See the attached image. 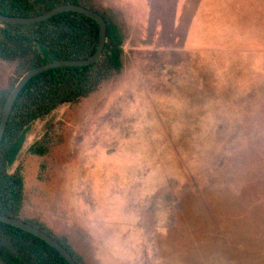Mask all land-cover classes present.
Returning <instances> with one entry per match:
<instances>
[{"label": "rangeland", "instance_id": "rangeland-1", "mask_svg": "<svg viewBox=\"0 0 264 264\" xmlns=\"http://www.w3.org/2000/svg\"><path fill=\"white\" fill-rule=\"evenodd\" d=\"M98 3L122 71L32 124L22 219L82 264H264V0Z\"/></svg>", "mask_w": 264, "mask_h": 264}, {"label": "trees", "instance_id": "trees-1", "mask_svg": "<svg viewBox=\"0 0 264 264\" xmlns=\"http://www.w3.org/2000/svg\"><path fill=\"white\" fill-rule=\"evenodd\" d=\"M62 5H77L97 12L107 26L100 59L85 67H61L33 77L15 101L0 144V215L21 220L44 232V228L22 219L24 178L20 168L9 172L20 144L32 124L57 109L75 105L96 93L122 71L124 37L112 12L98 0H0V15L29 18ZM99 40L96 21L74 12H64L31 25L0 23V62L14 66L9 88L0 93V118L17 81L28 71L50 62L83 60L92 56ZM49 149L47 137L32 144L28 153L43 157ZM46 231V230H45ZM58 242L82 264L68 246ZM0 264H67L61 255L37 237L0 223Z\"/></svg>", "mask_w": 264, "mask_h": 264}, {"label": "water", "instance_id": "water-1", "mask_svg": "<svg viewBox=\"0 0 264 264\" xmlns=\"http://www.w3.org/2000/svg\"><path fill=\"white\" fill-rule=\"evenodd\" d=\"M64 12H74L86 17H89L97 22L99 26V40L97 48L92 56L87 59L83 60H62V61H55L50 62L42 66H38L33 68L32 70L25 73L15 84L14 88L12 89L1 114L0 118V144L3 139V135L7 126V122L12 110V107L17 100L19 94L22 92L23 88L26 84L36 75L51 70L55 68L61 67H85L94 64L97 62L102 54L106 43V32L107 26L104 19L97 13L92 10L85 9L83 7L77 5H62L56 8H53L39 16L29 17V18H18V17H10V16H3L0 15V23L4 24H12V25H31L36 24L39 22L46 21L52 18L55 15ZM0 223L7 224L24 232H27L38 239L45 242L50 247L54 248L61 257L67 262V264H77L72 256L65 250L58 242H56L53 238L49 235L45 234L41 230L15 218H9L7 216L0 215Z\"/></svg>", "mask_w": 264, "mask_h": 264}]
</instances>
